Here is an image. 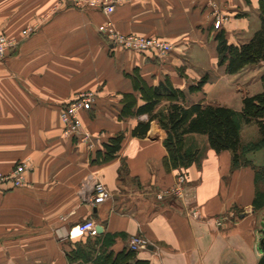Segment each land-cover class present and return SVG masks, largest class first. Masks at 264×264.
Listing matches in <instances>:
<instances>
[{"label":"crops","instance_id":"0c3cea01","mask_svg":"<svg viewBox=\"0 0 264 264\" xmlns=\"http://www.w3.org/2000/svg\"><path fill=\"white\" fill-rule=\"evenodd\" d=\"M59 1L0 0V34L17 41L0 60V172L31 161L23 187L0 188V264H83L68 263V252L93 244L98 235L114 237L108 247L97 246L112 261L132 236L142 235L149 246L130 264H261L256 246L264 197L258 200V193L264 191L253 167L263 164L247 157L251 165L242 160L235 168L231 152L218 154L192 135L190 142L203 151L200 162L175 170L167 161V133L153 122L146 138H133L134 127L148 117L120 115L125 95L132 94L138 106L144 103L132 79L136 73L147 86L169 82L196 103L229 107L210 101L211 94L235 95L240 82L251 79L258 80L256 94L261 93L260 70L232 77L218 66L212 8L216 4L225 16L221 30L227 40L244 44L260 29V0H124L111 17L70 3L54 10ZM107 21L124 35L164 38L175 51L162 60L113 47L98 30ZM207 75L208 84L190 94L188 88ZM98 89L95 108L79 115L93 137L90 149L64 135L60 109ZM242 100L232 109L241 111ZM119 134L125 139L118 157L93 164L94 152ZM180 175L196 196L190 207L164 195ZM98 181L111 198L94 205ZM86 221L102 233L78 234Z\"/></svg>","mask_w":264,"mask_h":264},{"label":"trees","instance_id":"16d2710c","mask_svg":"<svg viewBox=\"0 0 264 264\" xmlns=\"http://www.w3.org/2000/svg\"><path fill=\"white\" fill-rule=\"evenodd\" d=\"M259 9L261 26L248 43L232 44L227 40L221 28L216 29L218 66L224 68L227 75H236L248 66L264 63V0H260ZM132 79L144 103L138 106L132 94L125 95L126 101L122 105L120 115L122 117H148L147 121H140L134 127L131 132L133 138H146L153 122H156L167 133L164 146L168 154L167 161L173 169L186 170L200 162L203 151L199 145L190 142L189 137L192 135L206 136L211 149L218 154L231 152L235 168L242 160L241 133L244 125L255 121L259 129L261 144L264 145V75L261 78L263 91L244 97L241 111L222 105L190 102L183 90L175 88L169 82L149 87L138 73L133 75ZM208 81L209 76H204L191 85L188 92L194 94L201 91ZM164 103L166 104L163 105ZM134 107L135 110L132 112ZM94 108L95 106L88 111ZM124 139V134L110 138L101 150L94 152L92 163L105 164L117 158ZM244 163L251 165V161L246 157H244ZM253 169L256 171L258 183L264 181V164L254 166ZM259 195L264 197V193H258V200ZM113 241L114 237L106 236L101 239L98 235L93 244L89 242L86 247L79 246L69 251L68 263L81 261L83 264H109L110 260L112 261V254L101 248L98 250L97 246L101 245L102 248H106ZM135 255L136 252L128 248L112 262L113 264H130L129 262L134 259ZM135 264L144 263L138 261Z\"/></svg>","mask_w":264,"mask_h":264},{"label":"built area","instance_id":"2783aa9c","mask_svg":"<svg viewBox=\"0 0 264 264\" xmlns=\"http://www.w3.org/2000/svg\"><path fill=\"white\" fill-rule=\"evenodd\" d=\"M123 0H63L62 4L70 3L75 9L86 11L96 10L101 11L107 16L112 15ZM215 11V28L219 29L224 24L225 16L218 12L216 4H212ZM99 32L107 38L110 45L119 47L127 51L154 55L162 60H166L174 51V46L171 43H166L160 39L153 37L140 36H125L117 35L112 28L111 23L100 26ZM17 45V41L0 34V60H3L9 52ZM98 96L95 92L82 93L66 104L61 109V120L64 125V134L67 138H76L81 143L86 144L90 149L94 148L92 135L84 129L82 122L79 119L81 111L90 110L97 102ZM31 171V161L26 160L18 163L9 173L0 172V188L10 186L13 189L23 187L26 182V175ZM165 194H171L179 199L186 207L195 201V193L193 189L188 187L187 178L185 175H180L177 184ZM111 198V192L100 181L96 182L93 190L92 203L100 205ZM160 199L163 196H159ZM191 213L197 215L196 208L189 209ZM223 222L218 220L217 226H222ZM78 234L97 236V225L94 221H86L77 227ZM149 246V241L142 235L132 236L129 240L128 248L133 252H139Z\"/></svg>","mask_w":264,"mask_h":264},{"label":"rangeland","instance_id":"374dc122","mask_svg":"<svg viewBox=\"0 0 264 264\" xmlns=\"http://www.w3.org/2000/svg\"><path fill=\"white\" fill-rule=\"evenodd\" d=\"M126 1L137 2L139 0H126ZM62 3H63V0H60L58 5L56 6V8L54 10L60 8L62 6ZM90 11H96V10H90ZM96 12H99V13L105 15L101 11H96ZM112 15H110V16L105 15V16L111 17ZM108 23H111L112 28L117 33V35H124V34L120 33L118 30H116L112 21H107V22L101 24L100 26L107 25ZM125 36H138V35H132L131 34V35H125ZM140 37H146V36H140ZM153 38L160 39L166 43L167 42L171 43L170 41H168L164 38H161V37L153 36ZM249 41H247L246 43H248ZM129 52H131V51H129ZM249 69H253L254 72L260 70L261 74H264V66H260V64L248 66L244 70L248 71ZM243 71H241L240 73H238L236 75H232V77L241 74ZM243 82H240L238 89L235 92L236 93L235 95H234V93H231L229 95L227 93L218 94V92H214L211 94L210 101H216V102H219L223 105H227V106L234 108V109L238 108L239 104H241L240 102L242 100V96H248L249 92L251 94H256L258 92L256 89L258 80L251 79V81L247 84H245ZM260 87H262V84L260 85ZM87 92H95L99 96L102 91L98 89L97 91H87ZM87 92H84V93H87ZM78 95H80V94H78ZM199 136L203 137L206 140V142L208 143L206 136H203V135H199ZM241 138H242V145H243V150H242V154H241L242 160H244V157H246V158L249 157V159L253 160L255 164H258V165L264 164V145L261 144L259 129H258L255 121H252L250 124H246L243 126ZM192 143H196L197 145L200 146V144L197 142H192ZM255 146H257V147H255ZM187 185H188V182H187ZM259 186H260V190L264 191V181L260 182ZM188 187H189V185H188ZM260 226H261V224H260Z\"/></svg>","mask_w":264,"mask_h":264},{"label":"water","instance_id":"95a60500","mask_svg":"<svg viewBox=\"0 0 264 264\" xmlns=\"http://www.w3.org/2000/svg\"><path fill=\"white\" fill-rule=\"evenodd\" d=\"M98 234L102 233V228L100 226L97 227ZM258 235V243H257V251L260 256V263L264 264V222L261 223L260 228L257 230Z\"/></svg>","mask_w":264,"mask_h":264}]
</instances>
